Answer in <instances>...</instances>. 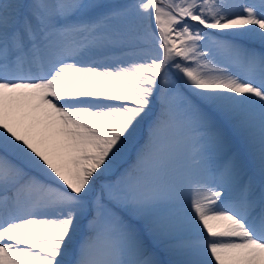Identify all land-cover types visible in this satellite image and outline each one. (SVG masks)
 Wrapping results in <instances>:
<instances>
[{"label":"snow or ice","instance_id":"snow-or-ice-1","mask_svg":"<svg viewBox=\"0 0 264 264\" xmlns=\"http://www.w3.org/2000/svg\"><path fill=\"white\" fill-rule=\"evenodd\" d=\"M0 264H264V0H0Z\"/></svg>","mask_w":264,"mask_h":264},{"label":"rangeland","instance_id":"rangeland-1","mask_svg":"<svg viewBox=\"0 0 264 264\" xmlns=\"http://www.w3.org/2000/svg\"><path fill=\"white\" fill-rule=\"evenodd\" d=\"M118 2H120V3H129V2H131V0H118Z\"/></svg>","mask_w":264,"mask_h":264}]
</instances>
